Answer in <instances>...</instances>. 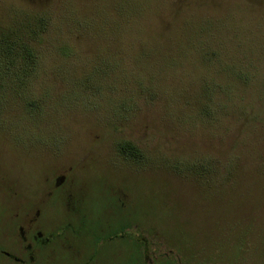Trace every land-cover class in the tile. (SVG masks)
<instances>
[{
	"label": "rangeland",
	"instance_id": "rangeland-1",
	"mask_svg": "<svg viewBox=\"0 0 264 264\" xmlns=\"http://www.w3.org/2000/svg\"><path fill=\"white\" fill-rule=\"evenodd\" d=\"M0 59V264H264V0H0Z\"/></svg>",
	"mask_w": 264,
	"mask_h": 264
},
{
	"label": "flooded vegetation",
	"instance_id": "flooded-vegetation-1",
	"mask_svg": "<svg viewBox=\"0 0 264 264\" xmlns=\"http://www.w3.org/2000/svg\"><path fill=\"white\" fill-rule=\"evenodd\" d=\"M59 183H57V185H58ZM39 216V215H38ZM54 238V237H53ZM53 238L51 239V241L48 239V238H45V239H43V234L42 233H39L37 236L35 235V236H33V239L36 241V242H38V243H41V242H44L43 244H45V245H50L51 243H52V240H53ZM24 239L26 240V239H28L27 237H24ZM24 240V241H25ZM33 240V241H34ZM31 246L32 245H29V247H28V249H31ZM7 256H11V254L9 255V253H5ZM32 259H33V257H32Z\"/></svg>",
	"mask_w": 264,
	"mask_h": 264
},
{
	"label": "trees",
	"instance_id": "trees-1",
	"mask_svg": "<svg viewBox=\"0 0 264 264\" xmlns=\"http://www.w3.org/2000/svg\"><path fill=\"white\" fill-rule=\"evenodd\" d=\"M0 62H1V59H0ZM11 63H14V64H16V62H15V60H14V59H12V62H11ZM127 149H129V150H132V151H133V149H134V148H132V147H131V148H130V147H128Z\"/></svg>",
	"mask_w": 264,
	"mask_h": 264
}]
</instances>
